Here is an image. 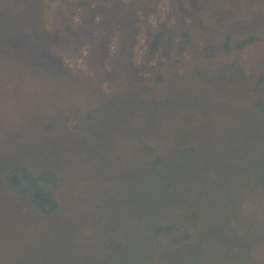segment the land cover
<instances>
[{
    "label": "rangeland",
    "instance_id": "1",
    "mask_svg": "<svg viewBox=\"0 0 264 264\" xmlns=\"http://www.w3.org/2000/svg\"><path fill=\"white\" fill-rule=\"evenodd\" d=\"M260 74L264 0H0V264H264Z\"/></svg>",
    "mask_w": 264,
    "mask_h": 264
},
{
    "label": "trees",
    "instance_id": "2",
    "mask_svg": "<svg viewBox=\"0 0 264 264\" xmlns=\"http://www.w3.org/2000/svg\"><path fill=\"white\" fill-rule=\"evenodd\" d=\"M87 2L83 1V2H79L78 6H87ZM27 10L29 12V14L31 12L34 11V7H32V3L29 2V4L27 5ZM122 14L127 13L129 10L127 8H123L122 10ZM125 16H127L125 14ZM165 33L164 32H157L155 33L149 43V47H148V53L149 55H154L157 50L159 49V47L161 46L164 38H165ZM253 39L249 38V39H245L242 40L238 43L239 48H243L245 47L247 44H249L250 42H252ZM264 81V75L260 74L259 78L256 81V84L259 85ZM253 107L260 111V112H264V97L258 99ZM158 151V150H157ZM185 155V153L183 154ZM191 155V154H190ZM189 155V156H190ZM160 157L156 158V160H159ZM162 160V158H161ZM20 178L25 181L26 183H29L30 186H32L33 190H27L26 188H18V191L25 193L27 195H31V200L33 205L35 208L37 207V209H41L43 210L46 214H51L53 213L57 208H58V202L56 201V199L53 197L52 194V190H46L44 191L42 186L46 185V184H50L55 186L57 183V177L51 173V172H45V173H41L40 175L34 176L31 173H26L24 171V169H22L20 172H18ZM32 192H34L35 194H37L39 197V199H35L32 195ZM16 207L15 204H12L10 207ZM24 209V208H23ZM172 227L171 226H163V230H171Z\"/></svg>",
    "mask_w": 264,
    "mask_h": 264
},
{
    "label": "flooded vegetation",
    "instance_id": "3",
    "mask_svg": "<svg viewBox=\"0 0 264 264\" xmlns=\"http://www.w3.org/2000/svg\"><path fill=\"white\" fill-rule=\"evenodd\" d=\"M9 180H10V183L14 184L17 188H26L27 190H33L32 186H30L29 183H26L25 181H23L20 178L19 179L17 178V180H16L17 182L12 177ZM12 181L13 182L15 181V183H13ZM43 190L46 191V190H49V188L46 190L45 189H43ZM32 195L35 199H39L38 198L39 196L37 194H35L34 192H32Z\"/></svg>",
    "mask_w": 264,
    "mask_h": 264
},
{
    "label": "water",
    "instance_id": "4",
    "mask_svg": "<svg viewBox=\"0 0 264 264\" xmlns=\"http://www.w3.org/2000/svg\"><path fill=\"white\" fill-rule=\"evenodd\" d=\"M11 178V177H10Z\"/></svg>",
    "mask_w": 264,
    "mask_h": 264
}]
</instances>
